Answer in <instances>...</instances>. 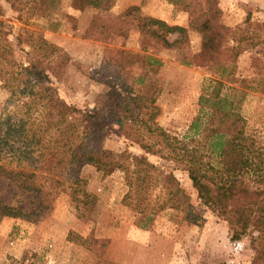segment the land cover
Segmentation results:
<instances>
[{
  "label": "trees",
  "instance_id": "obj_1",
  "mask_svg": "<svg viewBox=\"0 0 264 264\" xmlns=\"http://www.w3.org/2000/svg\"><path fill=\"white\" fill-rule=\"evenodd\" d=\"M7 1L19 7L20 21L25 10L51 18L57 9L56 0ZM69 1L77 10L90 6L107 11L115 4V0ZM182 1L190 26L202 35V47L192 59L182 56L180 62L205 66L212 74L202 86L198 114L182 135L159 124L156 99L143 85L145 73L157 74L163 66L159 53L185 38L186 27L153 16L138 17L137 21L132 16L140 10L138 6L113 15L112 32L127 37L132 29H138L140 48L112 49L106 68L115 81H109L110 88L87 114L65 101L51 79V74L62 77L70 61L68 54L40 30L28 27L26 20L16 37L24 55L19 57L11 29L0 19V82L13 100L12 108L0 120V174L34 194L30 211L0 200V220H41L62 192L72 193L75 200L91 196L85 189L86 180L78 173L88 164L105 174L124 173L127 191L122 202L145 214L143 224L165 208L179 210L189 218L193 213L190 196L174 173L181 169L188 173L203 204L228 222L233 238L250 239L254 251L251 264H264V134H247L238 101L226 92L235 77L237 58L246 49L228 42L230 30L221 21L219 0ZM100 19L94 16L88 35L97 33ZM174 33L179 38L172 41ZM262 43L255 54L264 58ZM260 59L254 57V66L261 72L264 64H255ZM106 119L126 141L139 145L143 151L140 157L135 160L128 148L115 151L95 143L105 132ZM148 155L174 166H159ZM147 204H152L150 211Z\"/></svg>",
  "mask_w": 264,
  "mask_h": 264
},
{
  "label": "rangeland",
  "instance_id": "obj_2",
  "mask_svg": "<svg viewBox=\"0 0 264 264\" xmlns=\"http://www.w3.org/2000/svg\"><path fill=\"white\" fill-rule=\"evenodd\" d=\"M224 1L219 0V5L221 21L230 30L228 42L246 49L237 58L235 77L226 92L238 101L247 134L260 136L264 134V70L260 72L255 68L254 57H261L255 62L257 66L264 64L263 56L255 54L263 47L264 0H230L226 8ZM56 2L57 9L51 18L25 10L20 21L19 7L0 0V19L11 29L10 38L19 57L24 55L16 45V37L26 20L28 27L40 30L47 40L68 54L70 61L62 77L51 74V79L65 101L87 114L92 113L99 96L110 88L109 81H115L106 68L112 49L136 51L140 48L138 29H132L127 37L112 32L113 15L125 14L132 6H138L140 10L132 16L135 20L153 16L170 25L186 27L185 38L174 48L159 53L163 66L157 74L145 73L143 87L156 99L160 109L157 120L161 126L178 135L189 129L199 111L204 81L212 74L205 66L180 62L182 56L189 55L192 59L202 47V35L190 26V15L182 6L184 1L115 0L107 11L90 6L78 11L69 0ZM97 15L101 16V26L97 33L88 35ZM178 38V33L170 35L172 41ZM12 106L10 93L0 82V120ZM109 122V119L104 121L105 132L95 143L115 151L128 148L135 160L140 157L143 151L139 145L126 141ZM148 158L162 167L174 166L157 156L148 155ZM78 173L86 180L85 189L91 196L75 200L72 193L62 192L54 199L52 210L41 220L19 217L0 220V264L252 263L254 251L250 239L233 238L228 222L198 197L187 172L177 169L174 173L190 196L192 215L185 218L183 212L165 208L146 224L141 222L144 213L122 202L127 191L123 172L105 174L88 164ZM155 192L159 194L160 189L156 188ZM0 200L19 210L30 211L34 194L21 190L0 174ZM152 204H147L148 211ZM237 240L244 241L239 253L233 249Z\"/></svg>",
  "mask_w": 264,
  "mask_h": 264
},
{
  "label": "built area",
  "instance_id": "obj_3",
  "mask_svg": "<svg viewBox=\"0 0 264 264\" xmlns=\"http://www.w3.org/2000/svg\"><path fill=\"white\" fill-rule=\"evenodd\" d=\"M243 245H244V241H240V240H237L236 242H234L233 244V249L239 253L242 248H243Z\"/></svg>",
  "mask_w": 264,
  "mask_h": 264
},
{
  "label": "crops",
  "instance_id": "obj_4",
  "mask_svg": "<svg viewBox=\"0 0 264 264\" xmlns=\"http://www.w3.org/2000/svg\"><path fill=\"white\" fill-rule=\"evenodd\" d=\"M225 1H226V2H225ZM225 1H224V4H225V5H224V8H226L227 6H229L228 2H229L230 0H225ZM222 2H223V1H222ZM78 11H80V10H78ZM161 17H163V16L161 15Z\"/></svg>",
  "mask_w": 264,
  "mask_h": 264
}]
</instances>
